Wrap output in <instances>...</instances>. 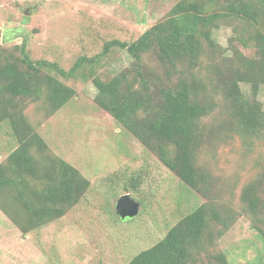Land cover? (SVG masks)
Here are the masks:
<instances>
[{
    "label": "rangeland",
    "instance_id": "374dc122",
    "mask_svg": "<svg viewBox=\"0 0 264 264\" xmlns=\"http://www.w3.org/2000/svg\"><path fill=\"white\" fill-rule=\"evenodd\" d=\"M179 1L0 0V52L20 54L16 45L24 44L32 59L54 61L69 70L79 57L101 54L112 39H137L166 19ZM254 31L255 26L244 20L222 21L214 28L217 45L211 50L205 47L203 77L210 81L213 75L216 84L213 65L222 66L225 72L224 63H229L235 50L256 56ZM100 61L96 73L105 79L122 75L126 68L131 75L138 71L133 57L119 47H113ZM143 62L145 69L164 76L165 68L154 54H145ZM47 70L76 94L50 115L38 108L42 98L29 99L28 119L52 153L77 167L91 180V186L64 216L27 233L0 209V264H127L204 203L214 205L225 219L216 225L206 253L223 252L230 264H264V212L254 217L242 201L244 188L264 167V135L247 136L231 129L233 121L229 123V109L220 92L217 108L205 119L214 134L198 160L208 176L201 192L186 184L96 103L98 89L92 76H84L87 67L72 77ZM241 87L247 99L255 98L250 84ZM256 98L264 108V85ZM18 144L11 120H3L0 164ZM134 174L141 183L136 191H127L125 184ZM262 189L264 192V182ZM126 193L141 203V210L124 220L117 216L116 202Z\"/></svg>",
    "mask_w": 264,
    "mask_h": 264
},
{
    "label": "trees",
    "instance_id": "16d2710c",
    "mask_svg": "<svg viewBox=\"0 0 264 264\" xmlns=\"http://www.w3.org/2000/svg\"><path fill=\"white\" fill-rule=\"evenodd\" d=\"M228 20L255 26L252 40L257 55L235 50L229 63H224L225 72L222 66L213 65L218 74L214 84L213 75L210 81L203 77L202 58L206 46L216 49L214 28ZM113 47L133 57L137 74L131 75L130 68L107 79L96 73L100 58ZM16 49L20 54L0 52V123L11 120L19 143L0 164V209L25 233L64 216L91 186V180L77 167L52 153L28 119L29 99L42 98L38 108L50 115L76 94L47 69L72 77L87 67L88 73L83 74L92 76L98 89L96 103L186 184L201 192L207 187L208 176L198 160L214 134L205 119L218 106V92L229 109L231 129L247 136L264 135V108L256 98L264 85V0H180L166 19L137 39H112L101 54L81 56L69 70L54 61L32 59L24 44ZM148 53L164 66L163 77L145 69L143 57ZM242 84L252 86L255 98H246ZM128 182L127 191H136L141 183L136 174ZM263 182L264 167L243 190L244 208L254 217L264 212ZM221 222H225L222 213L204 203L127 264H230L223 252L206 253Z\"/></svg>",
    "mask_w": 264,
    "mask_h": 264
},
{
    "label": "water",
    "instance_id": "95a60500",
    "mask_svg": "<svg viewBox=\"0 0 264 264\" xmlns=\"http://www.w3.org/2000/svg\"><path fill=\"white\" fill-rule=\"evenodd\" d=\"M140 210L141 203L135 200L130 193L121 195L116 202L117 214L122 219L136 217L140 213Z\"/></svg>",
    "mask_w": 264,
    "mask_h": 264
}]
</instances>
